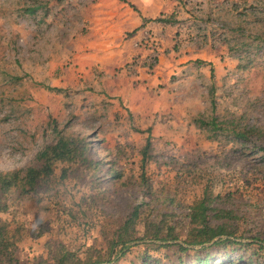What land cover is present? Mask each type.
<instances>
[{
	"label": "rangeland",
	"instance_id": "obj_1",
	"mask_svg": "<svg viewBox=\"0 0 264 264\" xmlns=\"http://www.w3.org/2000/svg\"><path fill=\"white\" fill-rule=\"evenodd\" d=\"M60 135L90 161L58 163L0 211L20 264H54L59 245L90 264L189 262L144 244L163 243L144 223L182 243L204 194L236 241L210 264H264V0H0V171ZM136 206L129 248L110 252Z\"/></svg>",
	"mask_w": 264,
	"mask_h": 264
},
{
	"label": "trees",
	"instance_id": "obj_2",
	"mask_svg": "<svg viewBox=\"0 0 264 264\" xmlns=\"http://www.w3.org/2000/svg\"><path fill=\"white\" fill-rule=\"evenodd\" d=\"M157 21L167 22L165 18H156ZM201 124L205 123L199 120ZM214 123V119L210 121ZM263 133L258 127H250L247 130L235 132L236 139L244 141L250 133ZM149 145L147 137L145 148ZM145 153V150H144ZM81 157L84 162L90 161L87 155V147L72 136L60 135L53 144L46 145L35 154L34 161L19 169L0 171V211L7 208L8 201L22 199L24 196L35 192L42 180L49 178L58 163L68 162ZM62 177L65 175L62 171ZM117 177H121L116 175ZM209 202L206 194L199 200L194 201L189 207L188 223L189 227L185 238L180 242H173L178 238L175 227L165 222V220L148 219L145 220L147 238L163 241L162 244L154 242L144 243L155 246L177 245L179 250H190L189 262L179 260L176 264H210L208 248L217 246L225 247L227 244L236 243L230 239L231 232L223 224H211L209 221ZM231 210L217 209L214 217H230ZM140 210L138 206L134 208L131 215L125 220L122 227L115 234L110 252L123 254L128 248V242L133 240L132 231L139 219ZM229 215V216H228ZM172 241L169 243H164ZM15 240L8 225L0 219V264H20L15 258ZM227 255L224 254L223 257ZM54 264H90L78 258L63 245L57 246L54 256ZM36 264V263H33Z\"/></svg>",
	"mask_w": 264,
	"mask_h": 264
}]
</instances>
